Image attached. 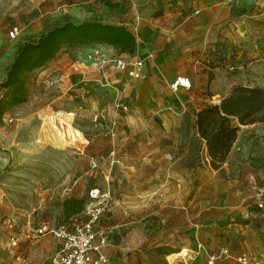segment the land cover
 <instances>
[{"label": "rangeland", "instance_id": "1", "mask_svg": "<svg viewBox=\"0 0 264 264\" xmlns=\"http://www.w3.org/2000/svg\"><path fill=\"white\" fill-rule=\"evenodd\" d=\"M86 1L98 2L0 0V82L24 42L36 41L41 34L66 21L75 23L73 10ZM113 2L116 7L126 9V0ZM13 27H17L19 33L10 38L8 32ZM254 29L256 38L236 48L238 55L227 57L223 72L225 85L221 82L216 85L222 95L227 96L237 85L264 88V17L255 21ZM93 44L66 45L68 48L60 50L67 61L74 57L88 60L94 55L90 52L92 48L102 50L100 47L82 48ZM112 52L115 55L126 53L119 48ZM96 72V69L89 70L84 74V81L80 72L61 77L55 64L44 71L39 68L27 71L22 75L28 90L27 101L1 116L0 264H53L59 241L50 231L40 230L83 221L85 206L91 201L89 191L94 187L102 192L109 191L111 195L108 211L101 218L104 229L102 251L109 264H126L133 258L138 264L174 263L173 256L165 260L166 253L173 248L164 244L178 241L184 228L175 227L176 232L172 233L170 227L173 224L158 221V218L164 219L163 216L170 213L168 206L164 205L169 202L167 196L170 194L177 200L173 211L177 225H185L183 206L192 195L189 192L187 196L183 189L188 179H196L192 185L197 202L195 221L201 223L205 219L201 212L203 200L213 190L204 183V142L194 133L191 135L193 115L198 105L197 100L191 99V89L180 91L179 96L186 105L182 115L186 122L184 138L187 142L189 140L192 156L187 159L177 156L152 159L143 169L142 176H136L134 183L128 184L126 152L139 151V142L144 149H152L146 145L147 135L152 137L155 131L166 128L163 118L158 115L131 116L133 124L128 126L123 121L128 111L115 107L119 100L113 98L110 86L98 82L101 78ZM151 117L156 118L158 125L141 124V119L148 121ZM249 141L253 153L241 160L249 163L250 171L260 174L263 181L264 134ZM164 146L160 144L161 148ZM164 148L178 152L183 146L181 143H167ZM92 160H96V168L91 167ZM158 167H161L160 172ZM166 169L169 175H166ZM166 179L177 180L179 185H174V189L164 187L166 191L158 192V184ZM257 181L254 178L253 185L257 186L256 196L258 194L262 200L264 191L260 193L264 186H258ZM217 215V212H211V217ZM126 221L131 224L126 225ZM133 227H139L142 234L138 236L137 230L129 233ZM236 242L233 240V244ZM221 248L225 247L219 244L213 253H219ZM261 261L264 264V260ZM217 264L239 263L220 258Z\"/></svg>", "mask_w": 264, "mask_h": 264}, {"label": "crops", "instance_id": "2", "mask_svg": "<svg viewBox=\"0 0 264 264\" xmlns=\"http://www.w3.org/2000/svg\"><path fill=\"white\" fill-rule=\"evenodd\" d=\"M73 12L76 16L75 23L78 24L99 21L124 26L135 36L134 51L115 55L112 51L118 47L94 43L92 46L82 47L102 48L103 51L92 48L90 52L94 55L91 60L74 57L67 61L61 50L68 47L63 46L54 58L39 69L44 71L55 64L61 77L71 72H80L84 81V74L96 69V74L101 78L98 82H105L110 86L113 98L127 106L128 112L123 121L128 126L133 124L131 116L135 115H158L163 118V126L166 129L155 131L152 137H146V145L152 149H144L139 142V151L126 152V183L133 184L134 178L142 176L143 169L152 159L175 156L187 159L192 156L188 147L189 140L187 142L184 138L186 122L182 115L186 111V105L179 96L180 91L188 89L173 90L171 83L177 76L190 79L189 94L191 99L198 101L193 115L191 135L194 133L200 138L196 127L197 113L204 106L218 104L224 98L225 95L221 94L220 88L216 89V85L220 82L225 85L223 72L227 57L230 54L238 55L236 48L256 38L254 23L264 17V0H126V9L116 7L113 0H98L97 4L83 2ZM118 57L127 62L141 59L143 76H127L128 67L123 71L116 70L111 60ZM97 58L100 60L98 63H91ZM104 60L107 62L103 63ZM141 124L149 127L158 125L154 117L148 121L141 119ZM260 134H264L263 122L241 125L229 154L218 168L210 166L204 144V183L213 190L209 191L203 200L201 212L205 219L201 223L195 221L197 202L192 185L196 179H188L186 184L179 181L183 184L187 196L189 192H192V195L183 206L184 226H178L174 218L176 197L170 194L167 196L169 202L164 205L168 206L170 213L164 215V219L159 216L158 221L172 223V233L176 232L175 227H183L184 231L175 243L164 244L173 248L166 253L165 260L173 256V264H205L204 260L219 244L228 249L232 247V253H244L253 259L264 260V195L260 200L258 194L256 196L257 186L253 185L254 178L258 180V186H264V180H260V174L250 171L249 163L241 160L246 158L247 154L253 153L250 138ZM161 143L165 146L167 143H181L183 148L176 152L173 151L176 149H166L165 146L161 148ZM167 169L166 175H169ZM157 171L160 172L161 167H158ZM158 185L157 191L161 192L166 191L164 187L174 189L173 186L179 184L177 180L166 179ZM213 211L218 215L211 217ZM128 224L131 223L126 221V225ZM98 229L101 231L98 240H103L104 229L101 227V221ZM136 230L140 236L142 232L139 227H133L129 233ZM233 240L238 242L233 244ZM185 251L187 254H183ZM126 264L138 263H135L133 258Z\"/></svg>", "mask_w": 264, "mask_h": 264}, {"label": "trees", "instance_id": "3", "mask_svg": "<svg viewBox=\"0 0 264 264\" xmlns=\"http://www.w3.org/2000/svg\"><path fill=\"white\" fill-rule=\"evenodd\" d=\"M100 43L132 53L135 36L121 25L99 21L74 23L66 21L41 34L36 41L24 42L6 68L0 82V118L9 109L28 99L22 75L42 67L55 57L63 46ZM264 122V88L237 85L218 104H208L196 116V127L203 140L212 168L225 161L241 125Z\"/></svg>", "mask_w": 264, "mask_h": 264}, {"label": "built area", "instance_id": "4", "mask_svg": "<svg viewBox=\"0 0 264 264\" xmlns=\"http://www.w3.org/2000/svg\"><path fill=\"white\" fill-rule=\"evenodd\" d=\"M19 29L13 27L9 30L10 38L18 36ZM100 60H95V65ZM103 63L107 61H102ZM113 66L118 71H123L128 67L127 76L140 78L143 76V61L134 59L127 62L124 58H114L111 60ZM173 90L179 88H191V81L186 76H177L171 83ZM115 107L127 110V106L120 101L115 103ZM97 118V115H95ZM91 167L96 168V160L91 161ZM264 190H261V193ZM91 201L85 206L83 221H73L62 223L50 229L43 227L40 231H50L59 241V251L56 254L53 264H109L108 258L101 251V240H98L101 231L98 229L102 216L108 210L110 204L109 191L102 192L94 187L89 191ZM220 258L233 259L239 264H263L261 260L253 259L244 253H232L227 248H221L219 253H211L206 258V264H217Z\"/></svg>", "mask_w": 264, "mask_h": 264}, {"label": "bare ground", "instance_id": "5", "mask_svg": "<svg viewBox=\"0 0 264 264\" xmlns=\"http://www.w3.org/2000/svg\"><path fill=\"white\" fill-rule=\"evenodd\" d=\"M76 133H77L79 136H81V133H80V132L76 131ZM59 134H61V133H59ZM61 137H62V136H61ZM183 254H187V251L183 252Z\"/></svg>", "mask_w": 264, "mask_h": 264}]
</instances>
